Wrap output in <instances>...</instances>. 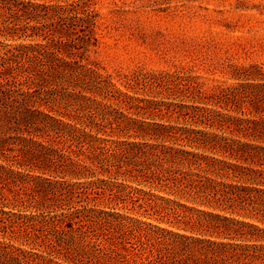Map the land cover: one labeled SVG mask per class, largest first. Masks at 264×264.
Returning a JSON list of instances; mask_svg holds the SVG:
<instances>
[{
  "label": "trees",
  "instance_id": "1",
  "mask_svg": "<svg viewBox=\"0 0 264 264\" xmlns=\"http://www.w3.org/2000/svg\"><path fill=\"white\" fill-rule=\"evenodd\" d=\"M98 17L92 0H0V264H264V64L211 90L133 71L131 94L86 57ZM102 196L184 232L89 206Z\"/></svg>",
  "mask_w": 264,
  "mask_h": 264
},
{
  "label": "rangeland",
  "instance_id": "2",
  "mask_svg": "<svg viewBox=\"0 0 264 264\" xmlns=\"http://www.w3.org/2000/svg\"><path fill=\"white\" fill-rule=\"evenodd\" d=\"M92 3L99 15V43L86 57L104 66L125 92L134 94L122 78L133 71L192 74L199 77L203 89L211 90L238 83L231 66L264 64V0H92ZM9 156L11 161L14 154ZM118 181L123 182L121 178ZM125 183L193 205L163 188ZM94 197L97 195H91V199ZM106 198L89 201V206L115 209L123 215L184 232L183 226L159 223L156 217L144 214L139 204L130 201L115 204ZM16 244L22 249L31 248ZM36 253L41 251L36 249ZM56 260L80 264L63 257Z\"/></svg>",
  "mask_w": 264,
  "mask_h": 264
}]
</instances>
